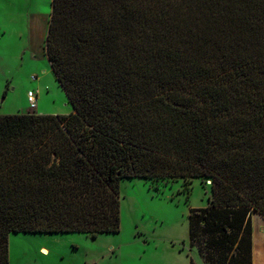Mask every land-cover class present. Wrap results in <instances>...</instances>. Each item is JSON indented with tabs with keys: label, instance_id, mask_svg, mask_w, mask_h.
<instances>
[{
	"label": "trees",
	"instance_id": "obj_1",
	"mask_svg": "<svg viewBox=\"0 0 264 264\" xmlns=\"http://www.w3.org/2000/svg\"><path fill=\"white\" fill-rule=\"evenodd\" d=\"M45 49L73 111L0 115V264L12 233L120 232L137 177L211 178L191 245L253 264L264 0H52Z\"/></svg>",
	"mask_w": 264,
	"mask_h": 264
},
{
	"label": "rangeland",
	"instance_id": "obj_2",
	"mask_svg": "<svg viewBox=\"0 0 264 264\" xmlns=\"http://www.w3.org/2000/svg\"><path fill=\"white\" fill-rule=\"evenodd\" d=\"M51 6L0 0V115L73 111L45 49ZM120 191V232L12 233L10 264H211L189 239L190 208L209 204L211 178H125Z\"/></svg>",
	"mask_w": 264,
	"mask_h": 264
},
{
	"label": "crops",
	"instance_id": "obj_3",
	"mask_svg": "<svg viewBox=\"0 0 264 264\" xmlns=\"http://www.w3.org/2000/svg\"><path fill=\"white\" fill-rule=\"evenodd\" d=\"M50 8L52 9V6ZM50 17L51 14L49 20ZM252 256L253 264H264V216L258 212L252 214Z\"/></svg>",
	"mask_w": 264,
	"mask_h": 264
},
{
	"label": "built area",
	"instance_id": "obj_4",
	"mask_svg": "<svg viewBox=\"0 0 264 264\" xmlns=\"http://www.w3.org/2000/svg\"><path fill=\"white\" fill-rule=\"evenodd\" d=\"M28 102L31 109L37 108V103H38L37 92H33V91L28 92Z\"/></svg>",
	"mask_w": 264,
	"mask_h": 264
},
{
	"label": "bare ground",
	"instance_id": "obj_5",
	"mask_svg": "<svg viewBox=\"0 0 264 264\" xmlns=\"http://www.w3.org/2000/svg\"><path fill=\"white\" fill-rule=\"evenodd\" d=\"M43 251H44L45 253H49V252H48V250H47V249H45V248L43 249Z\"/></svg>",
	"mask_w": 264,
	"mask_h": 264
}]
</instances>
